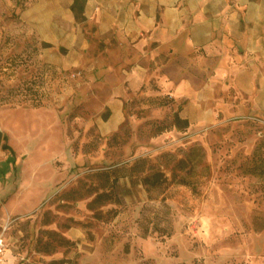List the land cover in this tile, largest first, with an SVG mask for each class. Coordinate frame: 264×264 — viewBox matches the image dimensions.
Instances as JSON below:
<instances>
[{"label":"rangeland","instance_id":"rangeland-1","mask_svg":"<svg viewBox=\"0 0 264 264\" xmlns=\"http://www.w3.org/2000/svg\"><path fill=\"white\" fill-rule=\"evenodd\" d=\"M3 33L4 264H264V119L220 112L182 130L187 102L141 95L106 136L108 109L70 104L83 74L57 79L59 91L32 46L11 53ZM158 171L165 181L148 191L142 179ZM104 185L118 201L92 208Z\"/></svg>","mask_w":264,"mask_h":264},{"label":"crops","instance_id":"crops-1","mask_svg":"<svg viewBox=\"0 0 264 264\" xmlns=\"http://www.w3.org/2000/svg\"><path fill=\"white\" fill-rule=\"evenodd\" d=\"M75 1L0 0V23L13 17L0 32L15 39L11 53L32 46L40 65L83 72L70 104L108 109L103 135L141 95L187 102L189 126L220 112L264 119V0H81V20Z\"/></svg>","mask_w":264,"mask_h":264},{"label":"trees","instance_id":"trees-1","mask_svg":"<svg viewBox=\"0 0 264 264\" xmlns=\"http://www.w3.org/2000/svg\"><path fill=\"white\" fill-rule=\"evenodd\" d=\"M84 3L80 0L75 1V3L73 4V10L76 12V17L78 20L83 19V15H82V9H83ZM175 127H178L182 130H187V128L189 127V121L187 120H183L179 114L176 115L175 118V123H174ZM2 147H4L5 149H9V147L7 146V144L2 145ZM101 174H104L106 177H108L109 171H104ZM116 179V178H115ZM165 181L164 178V173L163 172H154L152 174H145L143 179H142V184L144 187H146V189L149 191L153 188H159L160 185L163 184V182ZM103 189L100 193H98L95 198L92 200V202L90 203L92 208H95L97 205L100 204H105L106 202H117L118 201V196L115 195L113 196V191H115V189L112 187H108L107 185L103 186ZM149 232L147 231V228L145 230V236L148 234Z\"/></svg>","mask_w":264,"mask_h":264},{"label":"built area","instance_id":"built-area-1","mask_svg":"<svg viewBox=\"0 0 264 264\" xmlns=\"http://www.w3.org/2000/svg\"><path fill=\"white\" fill-rule=\"evenodd\" d=\"M46 72L47 73L44 74L45 77L49 78L50 75H52L50 73L53 72V73H56V76L58 79H61V78L63 79V77L76 79V78H80L83 74V72H81V71H74V72L67 73V75L64 76L65 73H62L57 69H54L52 71L50 69H48ZM7 228H8V226L5 227L4 232H0V264L4 261V254L6 253L5 250L7 248V239L5 236V231L7 230Z\"/></svg>","mask_w":264,"mask_h":264},{"label":"water","instance_id":"water-1","mask_svg":"<svg viewBox=\"0 0 264 264\" xmlns=\"http://www.w3.org/2000/svg\"><path fill=\"white\" fill-rule=\"evenodd\" d=\"M3 138H4V132H2V130L0 128V148H1V145H2Z\"/></svg>","mask_w":264,"mask_h":264}]
</instances>
